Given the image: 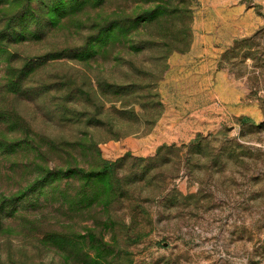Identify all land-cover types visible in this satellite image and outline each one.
I'll return each instance as SVG.
<instances>
[{"label":"rangeland","instance_id":"rangeland-1","mask_svg":"<svg viewBox=\"0 0 264 264\" xmlns=\"http://www.w3.org/2000/svg\"><path fill=\"white\" fill-rule=\"evenodd\" d=\"M241 1L250 109L196 130L163 124L195 0H0V264H264V0Z\"/></svg>","mask_w":264,"mask_h":264},{"label":"crops","instance_id":"crops-1","mask_svg":"<svg viewBox=\"0 0 264 264\" xmlns=\"http://www.w3.org/2000/svg\"><path fill=\"white\" fill-rule=\"evenodd\" d=\"M256 14L254 7L241 0H195L190 47L170 56L169 71L163 80L178 85L177 93L184 101L178 110L165 101L170 118H163L164 125L174 126L188 113L203 124L196 128L200 130L205 124L210 126L248 112L243 87L231 77L224 53L245 31L256 30L260 23ZM173 106L175 111L171 112Z\"/></svg>","mask_w":264,"mask_h":264},{"label":"trees","instance_id":"trees-1","mask_svg":"<svg viewBox=\"0 0 264 264\" xmlns=\"http://www.w3.org/2000/svg\"><path fill=\"white\" fill-rule=\"evenodd\" d=\"M113 164L111 161L108 160H103L102 162V169L99 171L100 174L104 173V172H110L113 171Z\"/></svg>","mask_w":264,"mask_h":264}]
</instances>
